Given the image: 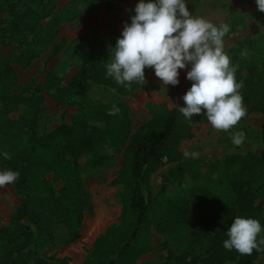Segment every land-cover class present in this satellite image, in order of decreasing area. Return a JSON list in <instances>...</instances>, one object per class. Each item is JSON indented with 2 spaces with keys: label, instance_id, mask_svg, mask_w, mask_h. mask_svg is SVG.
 <instances>
[{
  "label": "trees",
  "instance_id": "16d2710c",
  "mask_svg": "<svg viewBox=\"0 0 264 264\" xmlns=\"http://www.w3.org/2000/svg\"><path fill=\"white\" fill-rule=\"evenodd\" d=\"M138 3L139 0L128 8L127 24L131 23ZM57 10V0H0V26L5 21L2 15L5 12L12 33L30 36L29 44L16 56L18 62L27 64L44 52L64 19L95 13L97 1L68 0L60 14ZM46 17L43 23L41 20ZM260 19L264 20V12ZM91 34L96 36L95 31ZM104 44L109 48L108 54L100 59L99 49H88L77 72L59 92V98L71 97L88 103L90 110L85 120L33 134L26 130L30 111L15 122L0 108V156L19 172L16 189L21 196L10 224L0 228V264H54L42 258L30 260L28 253L20 252L34 241L32 229L22 219H29L55 245L77 239L83 217L80 173L95 158L124 145L129 132L125 104L113 98V93L104 87L126 94L140 83L133 81L130 87H125L107 75V65L114 57L111 41L107 39ZM65 67L63 58L58 59L36 89L49 91L57 87ZM229 67L247 69V76L237 91L250 108L264 112V43L256 53L237 52ZM17 87L10 60L0 48V100L7 109L24 102L14 92ZM113 106L120 111L109 115ZM183 106L182 99L179 107ZM192 120L171 107L164 113L152 114L132 132L114 178L121 185L118 222L95 238L81 264H134L151 250V237L146 232L150 223V177L163 164V159L182 157L176 149L183 140L192 137ZM5 153L10 159H5ZM224 179L233 194L232 204L219 200L212 189L198 184L184 167L175 172L164 188L166 213L172 216L174 226H190L193 236H210L206 253L190 255L188 260L184 253L183 264H223L231 259L236 260L235 264H253L257 254L264 252L253 249L251 255H241L235 249L229 251L223 247L236 217L258 220L262 230L257 242L264 238V215L261 216L264 203H254L264 184V157L249 163L240 161L227 170ZM53 180L61 181L58 194Z\"/></svg>",
  "mask_w": 264,
  "mask_h": 264
},
{
  "label": "rangeland",
  "instance_id": "374dc122",
  "mask_svg": "<svg viewBox=\"0 0 264 264\" xmlns=\"http://www.w3.org/2000/svg\"><path fill=\"white\" fill-rule=\"evenodd\" d=\"M68 0H57V13L60 14ZM95 13H83L74 18L64 19L58 28L56 37L48 44L44 52L31 62L22 64L16 60L29 44L30 36L14 34L10 30V19L6 13L0 26V48L2 54L10 60L15 81L18 85L14 92L24 102H19L7 109L5 102L0 100V108L11 120L18 121L27 111H30L26 130L39 134L54 127L85 120L89 114V105L71 97L59 98L60 89L66 86L69 79L77 72L78 64L86 58V52L91 47L100 50V59L109 52L104 44L111 41L114 48L124 25L127 24V10L137 0H96ZM193 17H202L214 25H229V32L223 38L224 52L230 62L240 51L256 53L264 43V20L260 19L263 12L257 7L256 0H184ZM48 17L41 21L46 22ZM95 31L96 36H92ZM63 58L66 67L60 84L49 91H38L37 86L43 83L46 72L58 59ZM178 69V85H163L156 77L154 68H145V84H139L126 94H118L115 90L104 87L113 98L125 104L124 116L129 123V132L124 139V145L115 151L107 152L95 158L89 167H84L80 173V198L83 217L79 227V236L67 244L55 245L38 232L32 222L25 218L22 222L32 229L34 241L21 249L28 259L42 258L54 264H81L95 238L108 226L118 222L121 208V185L114 182L122 162V152L132 132L154 113H164L175 104L181 105L185 92L191 87L192 81L186 78L187 71ZM247 76V69H235V79L241 84ZM246 115L229 130H217L209 122L206 110L202 114H194L190 122L192 137L183 140L177 147L182 154L178 160L163 159V164L150 177V223L146 232L151 237L152 248L143 254L134 264H183L190 255L203 256L208 248L210 236H193L190 226H174L171 215H167L164 203V188L170 182L175 172L184 167L194 177L196 182L212 189L219 200L232 204L233 194L225 182V173L240 161L252 162L264 157V112L250 108L243 102ZM243 131L245 138L237 146L232 135ZM185 152L188 155H185ZM192 153H198L193 158ZM68 156H66L67 158ZM12 170L0 156V172ZM15 172V171H14ZM53 178V173L48 174ZM56 194L61 186L60 180H53ZM145 190V189H144ZM146 191V190H145ZM255 202L264 203V184ZM21 196L16 189V180L11 184L0 186V228L10 224ZM264 215L262 211L261 216ZM66 258V260H65ZM231 259L223 264H235ZM253 264H264V252H259Z\"/></svg>",
  "mask_w": 264,
  "mask_h": 264
},
{
  "label": "clouds",
  "instance_id": "9594fccd",
  "mask_svg": "<svg viewBox=\"0 0 264 264\" xmlns=\"http://www.w3.org/2000/svg\"><path fill=\"white\" fill-rule=\"evenodd\" d=\"M258 10L264 12V0H256ZM229 32L228 24L214 25L202 17H193L184 0H139L131 23L125 24L117 39L114 58L107 65V75L125 87L133 81L146 83L145 68H154L163 85H178V69L187 71L192 81L183 96L184 106L177 107L187 119L194 114L206 115L217 130H229L246 115L243 97L237 91L242 85L235 79V68H230L224 52L223 38ZM244 55V53H242ZM120 110L113 106L108 112ZM245 138L243 131L232 135L239 146ZM185 155H188L185 152ZM195 158L198 153L191 154ZM5 159H10L7 153ZM19 172H0V186L11 184ZM261 224L253 218L236 217L227 231L223 247L235 249L241 255H251L253 249L264 251V238L257 242Z\"/></svg>",
  "mask_w": 264,
  "mask_h": 264
}]
</instances>
